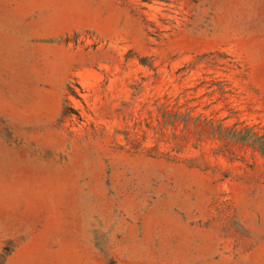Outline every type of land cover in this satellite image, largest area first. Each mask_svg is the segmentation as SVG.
<instances>
[{
	"label": "rangeland",
	"instance_id": "obj_1",
	"mask_svg": "<svg viewBox=\"0 0 264 264\" xmlns=\"http://www.w3.org/2000/svg\"><path fill=\"white\" fill-rule=\"evenodd\" d=\"M0 264H264V0H0Z\"/></svg>",
	"mask_w": 264,
	"mask_h": 264
}]
</instances>
